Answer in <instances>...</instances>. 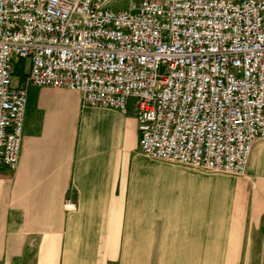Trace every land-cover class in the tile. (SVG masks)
<instances>
[{
    "label": "built area",
    "instance_id": "built-area-1",
    "mask_svg": "<svg viewBox=\"0 0 264 264\" xmlns=\"http://www.w3.org/2000/svg\"><path fill=\"white\" fill-rule=\"evenodd\" d=\"M0 0V171L18 163L26 88L131 108L140 153L242 177L264 142V0ZM65 209L75 208L74 192Z\"/></svg>",
    "mask_w": 264,
    "mask_h": 264
},
{
    "label": "crops",
    "instance_id": "crops-1",
    "mask_svg": "<svg viewBox=\"0 0 264 264\" xmlns=\"http://www.w3.org/2000/svg\"><path fill=\"white\" fill-rule=\"evenodd\" d=\"M142 157L131 108L28 86L19 160L0 171V264H103L108 253L124 264H264V142L243 177L169 168L151 200Z\"/></svg>",
    "mask_w": 264,
    "mask_h": 264
},
{
    "label": "rangeland",
    "instance_id": "rangeland-1",
    "mask_svg": "<svg viewBox=\"0 0 264 264\" xmlns=\"http://www.w3.org/2000/svg\"><path fill=\"white\" fill-rule=\"evenodd\" d=\"M141 1L142 0H107L106 8L113 12L127 11L128 9H133L136 6H138ZM155 1L161 2L164 0H155ZM142 156H143L142 159L144 160L143 162L144 167L145 168L147 167L151 173L148 184L146 185L147 181L143 182L142 192L143 193L145 192L146 193L145 197H148V199L150 200H151V196L154 193V188H157L158 190L165 183L164 180L166 181L167 179V175L165 171L168 170L169 168L183 169V171L187 173L199 174V175L208 176V177L228 176L224 174H214V173H209V172H205L201 170H195L192 168L183 167L179 165H171V164L167 165L162 162L148 159L144 155ZM230 177H234V176H230ZM235 178H238V177H235ZM127 184H128L127 187L128 188L130 187L131 190L130 191L128 190V192H125V198L126 200H128V202H130V198L133 197L132 181L129 180ZM130 210H131V206L129 205L124 206V213L126 217L129 215ZM100 256L102 257L103 264H124V261H125L124 253H108L106 255H100Z\"/></svg>",
    "mask_w": 264,
    "mask_h": 264
}]
</instances>
